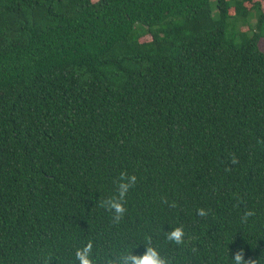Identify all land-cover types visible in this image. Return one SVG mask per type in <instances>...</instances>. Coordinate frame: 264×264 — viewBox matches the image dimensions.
Returning <instances> with one entry per match:
<instances>
[{
  "label": "trees",
  "instance_id": "obj_1",
  "mask_svg": "<svg viewBox=\"0 0 264 264\" xmlns=\"http://www.w3.org/2000/svg\"><path fill=\"white\" fill-rule=\"evenodd\" d=\"M261 23L264 0H0V264H77L88 241L108 264L147 237L172 264H264Z\"/></svg>",
  "mask_w": 264,
  "mask_h": 264
},
{
  "label": "clouds",
  "instance_id": "obj_2",
  "mask_svg": "<svg viewBox=\"0 0 264 264\" xmlns=\"http://www.w3.org/2000/svg\"><path fill=\"white\" fill-rule=\"evenodd\" d=\"M232 164H237L238 159L235 155L231 158ZM137 176L129 174L127 171H121L115 181L116 194L101 199L99 206L111 214L112 222L119 223L127 212V194L131 188L137 183ZM165 203L167 201L165 200ZM175 207V203L171 205ZM200 217L208 215V211L204 208L197 210ZM254 210H246L241 217V223H247L250 217L254 216ZM166 240L176 246H187L189 241L186 238V233L183 226L172 227L171 231L166 234ZM146 250L143 254L128 253L122 255L119 259L109 260L108 264H172V261L161 255L160 251L152 246L151 237L146 238ZM93 242L88 241L82 247L77 248L75 251V261L77 264H94L92 257ZM231 264H260V261L249 257L245 259V250L243 248L237 250L234 256L231 257Z\"/></svg>",
  "mask_w": 264,
  "mask_h": 264
},
{
  "label": "rangeland",
  "instance_id": "obj_3",
  "mask_svg": "<svg viewBox=\"0 0 264 264\" xmlns=\"http://www.w3.org/2000/svg\"><path fill=\"white\" fill-rule=\"evenodd\" d=\"M260 25H261L260 35H262L260 46L264 50V23H261ZM256 27H257V12L256 11L252 12L247 22L238 24V29L240 31H245V32H248L249 34H253ZM230 31H232V29Z\"/></svg>",
  "mask_w": 264,
  "mask_h": 264
}]
</instances>
